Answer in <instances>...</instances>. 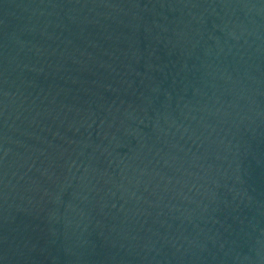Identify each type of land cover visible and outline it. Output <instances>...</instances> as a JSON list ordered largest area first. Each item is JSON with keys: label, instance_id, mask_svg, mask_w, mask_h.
<instances>
[{"label": "water", "instance_id": "1", "mask_svg": "<svg viewBox=\"0 0 264 264\" xmlns=\"http://www.w3.org/2000/svg\"><path fill=\"white\" fill-rule=\"evenodd\" d=\"M0 264H264V0H0Z\"/></svg>", "mask_w": 264, "mask_h": 264}]
</instances>
